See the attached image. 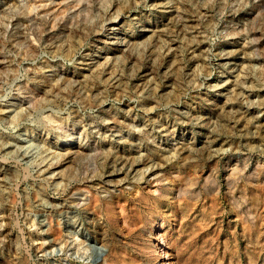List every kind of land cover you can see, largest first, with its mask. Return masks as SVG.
<instances>
[{
  "label": "rangeland",
  "instance_id": "obj_1",
  "mask_svg": "<svg viewBox=\"0 0 264 264\" xmlns=\"http://www.w3.org/2000/svg\"><path fill=\"white\" fill-rule=\"evenodd\" d=\"M0 264H264V0H0Z\"/></svg>",
  "mask_w": 264,
  "mask_h": 264
},
{
  "label": "bare ground",
  "instance_id": "obj_2",
  "mask_svg": "<svg viewBox=\"0 0 264 264\" xmlns=\"http://www.w3.org/2000/svg\"><path fill=\"white\" fill-rule=\"evenodd\" d=\"M115 21V20H113ZM116 24V22H115ZM116 45L118 44L117 42L115 43ZM70 137V136H69ZM72 137V136H71ZM82 146H78L79 149L77 150H66L65 153H59L57 152L55 155L56 156H60L59 159H57L56 161H49V162H45L42 161L41 164L39 165V172L41 173H46V172H50L52 177H62L61 175L64 173L63 171L66 169V167L61 166V164H65L69 161H71V159L75 158V157H79L85 155V152L81 149ZM61 166V168H59ZM54 169H57V171H54ZM51 170V171H50ZM67 174V173H66ZM65 176V174H64ZM47 208H49V206H46ZM95 261H98V257H96Z\"/></svg>",
  "mask_w": 264,
  "mask_h": 264
}]
</instances>
